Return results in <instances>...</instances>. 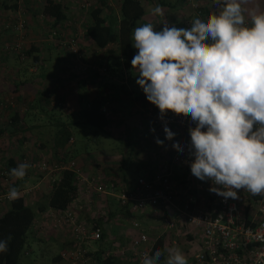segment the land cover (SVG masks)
Wrapping results in <instances>:
<instances>
[{"label":"crops","instance_id":"0c3cea01","mask_svg":"<svg viewBox=\"0 0 264 264\" xmlns=\"http://www.w3.org/2000/svg\"><path fill=\"white\" fill-rule=\"evenodd\" d=\"M58 1H60L64 6L63 11L65 13V18L57 24V30L64 32L63 36L65 37L74 33L77 36V41L82 46L83 51L81 50V52L83 53V56H87V46L89 39L83 32V24L87 19V9L84 6H87L94 0ZM193 1H197L201 4L205 2L206 5L213 2V0ZM42 2L43 0H0V43H4L11 38L14 39L17 34L23 45L28 47L31 45L34 46V49L36 48V52L32 51L28 56L14 55L13 57L31 61V55L33 52L37 53L40 58V60L37 62L43 68V71L36 74L34 78L29 79L28 82L25 81V79L21 80L19 78L21 71H18V67H16V72L14 75L10 74V72H1V97H7V95L10 94L9 90H11V93L14 94V97L17 100L13 104L19 110L18 116L21 118L19 121L24 124L23 121L25 118H23V113L21 111H25L27 107H30V104L33 102L35 96H37V94L40 95L38 92H43L42 90H45L46 92H50L52 95L56 92V90L59 91L63 90L64 88L67 91L66 95H68V89H70V91H74V93H72V97L74 96V98L68 104L66 110L60 111L61 119H59L60 122L57 124L65 126L70 130H73L76 127L78 130L82 129L83 136L87 135V133L91 134V130L86 128L85 125L82 126L79 122V104L77 103L75 96L77 93L80 94L83 101L84 97L89 98L91 96H99L103 98V107L107 111V124L105 125L102 132L111 138H117V133H120V135H122L120 142L122 143L123 148L121 151L112 147L104 149L103 151L101 149H97L95 152L83 151L82 154L77 155L76 159L78 166L83 162L84 165H87V171L84 173L82 172V168L79 170L83 174L94 173L95 175L103 178L105 182L111 181L113 183L112 190L119 191L130 189L135 181L136 176L150 171H159L162 167L169 166L170 158L175 150L172 145L182 138L190 127L186 124L153 123L150 120V117L144 114L143 106L125 96V93L121 88L130 91L140 90L141 88L136 83L138 76L135 71L133 69L132 71L125 70L122 65L121 58L116 52L109 60L111 65L110 68L104 73H100V75H94L92 73L86 75L84 73L80 76H75L73 73H71L68 65L70 63L71 66L72 56L69 55L60 45L56 36H51L48 33L47 29L49 28L50 24L47 23V28L44 26V21H50V18L46 17L44 20L42 19V16L40 15V6ZM106 3L107 7L103 8V12L106 14L117 15L118 0H106ZM141 3L144 7V12L140 17L137 18L134 29L145 23H152L154 25V29L157 31L161 30L165 24L168 26L181 24L182 19L186 15L185 12L189 10V5L186 3V0H141ZM217 3V5H222L221 0H217ZM82 4L85 5L82 6ZM157 4H159L163 9L164 15L162 17H154L150 13V9ZM20 5L24 7V9H20L22 12L19 11ZM245 7H258L260 10L264 11V0H249ZM18 17H24L26 24L25 26L20 28L18 27L16 29V18ZM245 17H247L246 13ZM83 48H85L86 52H84ZM137 51L138 50L134 48V55L137 54ZM12 55L13 54H1L0 59L3 63L1 68L6 67L9 63H11L10 56ZM60 63L62 64L63 68H66L65 73H63V69H59ZM47 65L55 66L51 70L53 73H51L50 70L44 69ZM3 70H6V68H3ZM69 83L71 84L70 86ZM62 84L64 85L63 87ZM68 86L71 88H68ZM49 104L51 105V102H49ZM6 120L7 113L1 112L0 125ZM30 125L33 126L34 123ZM165 126L168 127L170 131L175 133L172 140L165 139V133L163 131ZM0 137L1 141L3 142V144L0 145V148L5 152V154L2 155L5 157L11 156L15 162V167L23 164V157L35 160L37 158L45 159L46 157L43 155H46L48 158L50 156H55L54 159H56L57 162H54L53 164H50L52 163L51 161L46 162H48L50 166L55 165L57 170L63 167V165H59V160H57L58 155L62 156L63 154L61 153L72 147L74 141L73 134H71L68 141L65 143L64 148L60 146L54 148L52 139L51 144H49L45 139H40L35 140V146H37V150L34 151L33 154H7L6 149L9 147V143L17 142L18 135H13L12 138L9 139V137H7L4 132L0 131ZM2 139H4V141ZM26 139L27 138H24V140ZM157 139L163 141V144L158 145L156 143ZM42 142L45 144V146L48 145L49 149L54 153L41 154L42 150L40 148L42 146ZM126 148L130 149L128 152L130 159L132 158V155L135 154H138L139 158L141 159V161H138L137 163L131 161L129 164L131 165V173L124 168V165H122L124 155L126 154ZM66 155L67 154H65V157ZM46 160L48 159L46 158ZM170 170L171 178L174 180H180L182 178L188 177L190 179L193 178V181H196V177L191 174L189 167L183 168L178 164H172L170 166ZM52 171L47 172L37 168L27 169V173L22 180L25 183L30 181L32 182L31 190L29 191H32L33 195H28V193L24 192L23 195L25 202L33 203L36 206L38 201H42L43 195L41 191H44L47 189V187L49 188V186H51L49 179L52 180V178H54L59 172H55V170ZM139 171H142V173H138ZM20 192H23V190L21 189ZM204 193L205 192H203V194ZM247 194V191L242 189L238 190L239 199H235V201L237 204L243 207L245 212H253L255 205L248 201ZM181 201L182 200L179 198L176 199L177 204H180ZM99 202V206H102L105 203L101 199H99ZM5 203L6 201L1 200L0 208H5ZM71 203L77 204L78 201L75 199ZM84 208H87V206ZM151 208L152 206L147 205L144 212H132L127 208V211L129 212L127 217H122L121 219V217L119 218L117 215H114L112 220L105 222L104 228L107 234L106 238L110 240L111 246L109 249H105L104 251H114L116 248L117 250L119 248H124L123 252H126L132 247V244H130V237H132L130 233L133 234V231L129 230V228L131 221L135 219L138 221L139 229L146 232L149 237L147 242H142L135 247L137 251L146 250L148 255H151L150 250L153 242L157 237H161L163 250L169 247H178L188 260V258L197 249L200 237L199 229L190 228L185 232L184 236L181 235L176 237L175 243L173 244L171 243V240L174 237V231L172 229H168L165 222L162 220V217L166 213L153 212ZM97 209L98 208H96V210ZM43 211L36 212L34 216L35 220H43ZM93 211L94 209H90V212ZM45 224L46 228L44 231L38 229V223L37 225L31 227L29 231L26 247L23 252L24 256H29L27 260L28 264H39V258L48 252L50 245L54 242L56 245H67L69 234L65 229L60 228L56 231L49 230V224L47 222ZM30 255L32 256V260ZM117 256L118 254H115V257L117 258L116 262L122 264L125 263V261L126 263H130L134 261L136 257L132 256L130 252H126V257H123L126 258L124 260L118 258ZM51 258L52 256L49 259L53 261ZM163 259L164 256H162L161 262Z\"/></svg>","mask_w":264,"mask_h":264},{"label":"clouds","instance_id":"9594fccd","mask_svg":"<svg viewBox=\"0 0 264 264\" xmlns=\"http://www.w3.org/2000/svg\"><path fill=\"white\" fill-rule=\"evenodd\" d=\"M221 2L217 13L206 18L197 13L186 29L165 24L157 31L152 23L136 27L132 47L138 51L131 67L147 101L161 115L170 111L195 122L189 128L193 176L221 186L223 191H209L225 199H239L241 189L264 196V11L245 7L249 0ZM150 13L164 15L159 4ZM163 131L165 139H173L168 127ZM172 146L183 151L179 143ZM28 167L20 164L10 175L22 180ZM7 195L15 201L20 193L13 186ZM11 239L0 240V253L8 251ZM141 264L188 261L178 247H169L145 254ZM256 264H264V253Z\"/></svg>","mask_w":264,"mask_h":264},{"label":"trees","instance_id":"16d2710c","mask_svg":"<svg viewBox=\"0 0 264 264\" xmlns=\"http://www.w3.org/2000/svg\"><path fill=\"white\" fill-rule=\"evenodd\" d=\"M186 3H188L189 5V0H186ZM197 3V9L202 13V18H206L209 14H212L210 8L214 9L218 4H213V2L207 5L205 4V2H203V4L199 2ZM83 5L85 4H82V6ZM84 7L87 8V19L83 24V32L89 39L87 46V54L89 55V59L86 64H94L98 67L103 66L105 67L106 71L111 66L109 61L110 58L116 52L121 58V62L124 69L132 71L131 60L134 56V48L132 47V33L137 18L140 17L144 12V7L141 3V0H118L117 15L106 14L103 12V8L107 7L106 0H94L92 3L88 4L87 6L85 5ZM63 9L64 6L58 0H43L40 6V15L42 16L43 20L46 17L50 18V21H44V26L47 28V23L50 24L49 28L47 29L48 33L50 34V31L53 30L54 33L52 34V36H56L59 40L60 45L66 50L69 55L72 56L71 66L70 63L68 65L70 72L73 73L75 76H80L84 72H82L83 70L78 67L76 69V60L77 58H81V56L83 57V53L80 52V55L77 56L75 52L70 49L69 42L70 38L74 39L75 42H78L77 36L72 33L69 36L63 38L64 34H59L58 31L60 30H57V24L65 18V13ZM190 10L191 8L189 5V10L185 12V17L190 16ZM16 20L18 22V18H16ZM22 20L23 22L20 27H23L26 24L24 17H22ZM172 26L186 29L183 24V19L181 21V24H174ZM15 28L17 29L18 27ZM32 51L36 52V48L34 49V46L32 45L29 47L23 45L17 34L14 39L11 38L10 40H7L4 43H0V56L4 53L6 55L13 54L18 56H28ZM39 60L40 58L38 54L33 52V54L31 55V61H29L36 66L37 64H39L37 62ZM59 69H63V73L66 72V68H63L61 63ZM89 73H92L94 75H100L98 71H96L95 69H91L90 66L85 69V74L87 75ZM70 85L71 84L69 83V86ZM63 86L64 85L62 84V87ZM69 86L68 88H71ZM121 89L125 93V96H127L133 101H136L139 105L143 106V108L150 103L147 101L142 89L135 91H130L124 88ZM68 90V95H66L67 91L64 88L63 90H56V92L52 95L50 92L42 90L43 92H38L40 95L37 94V96H35L33 102L30 104V107L35 108V105H40V108H42L43 106L51 110L56 108L57 112L60 114V111L66 110L68 104L74 98V96L72 97V93H74V91L72 92L70 91V89ZM75 98L77 103L79 104V122L85 126L92 127V133L96 131L102 132L104 130L105 125L107 124V116L101 110V107L104 106L103 98L99 96H91L89 98L84 97L83 101L81 99V95L78 93ZM13 99L14 100L8 97L4 98L0 95V114L1 112L7 113V120L0 125V131L4 132L6 136L9 137V139L12 138L13 135L20 134L19 132H24L27 127H29L28 125L22 124L19 121L21 119L18 116L19 110L13 104L17 100L15 97H13ZM49 102H51V105L49 104ZM151 105L153 106L154 112L158 111V108L156 106H154L153 104ZM30 107H27L25 111H21L23 113V118H25V112L30 109ZM59 122L60 121L58 120L57 123ZM57 123L55 124L57 129L52 135L53 147L57 148L60 146L64 148L65 143L68 141L70 135L73 134L72 132L74 131V129L70 130L65 126L58 125ZM24 138L25 136L23 135L20 136L19 139L22 140ZM41 145V147H43V145L45 144L42 142ZM65 152L66 151H63V153H61L63 154L62 156L58 155L57 159L59 160V165H63L64 167L58 169V174L52 181H49L51 186H49V188L47 187L48 190L46 189L44 191H41L43 195L42 201H38L35 206V204L33 203L25 202L24 195L20 192V187L23 183V180H15L10 175V170L12 168H15V162L11 156L5 157L4 155H2L5 154V152L1 151L0 148V171L1 167L7 171V181L0 182L1 184L4 183L2 191H4L5 189L9 190L11 187L14 186L20 193L19 198L15 201H10L8 198L1 199L6 201V203L5 208H0V240H5L9 235H11L12 239L9 241L8 251L5 253H0V264H21L20 258L26 247L27 237L31 227L37 225L38 223V229L44 231V229L46 228V222L49 224V230L53 229L50 228V225L53 222V224L55 226H58L59 229L62 228L68 232L69 238L67 245L62 246V244H57L58 251H56V253L51 258L55 262L60 261L61 264H67L68 261L61 256V252L63 250H68L74 247L72 244V236L70 235L69 229L64 225V223L62 224L60 222L57 223V221L55 220L53 221L51 216H48L47 213L50 212L52 213V215H54L56 219H59L61 212L65 208H72L71 205L73 203L71 202L75 199H77V201L81 204L79 208H77L76 206L74 208L77 217L89 223L91 228L97 230L98 232L97 238L91 240L89 243H82V246L84 248H87L86 254H89L91 257L90 259H92L91 261L82 264H111L113 262H116L117 258L113 253H108L102 257L103 251L105 249H109L111 246L110 240L106 238L107 234L104 228V223L112 220V217L114 215H117L119 218L121 217V219L122 217H127L129 214V212L127 211L128 207L125 204H118L114 196L107 193L99 197L102 201L105 202L102 206H99L100 202L96 203L98 195L95 192H91V196H89L90 202L86 201V197L82 194L84 183L82 181H79L75 177V171L72 168L65 167L66 163L69 160H74L72 157L66 158ZM54 157H47L48 160L46 161H51L52 163L50 164L57 162ZM23 158V163L28 164V160L31 161V159L27 157ZM39 160L44 159L39 158ZM39 160L37 158L34 161ZM74 162L75 166L79 170L80 165L78 166L77 160H74ZM28 168L35 169L30 165ZM87 175L91 176L95 174L88 173ZM94 203L95 205H98L99 208L97 210H94L93 213L90 212V209H93L92 205ZM74 205H76V203H74ZM86 206L87 208H84ZM37 211H43L42 221L37 218V220H35L34 216ZM157 249L163 251L161 237H157L153 242L150 254L155 252ZM24 262L25 264H28L27 261L24 260Z\"/></svg>","mask_w":264,"mask_h":264},{"label":"built area","instance_id":"2783aa9c","mask_svg":"<svg viewBox=\"0 0 264 264\" xmlns=\"http://www.w3.org/2000/svg\"><path fill=\"white\" fill-rule=\"evenodd\" d=\"M189 5L190 16L183 18L186 28L191 26V21L197 13L200 16L202 14L197 9V1L189 0ZM221 7L222 5H217L214 9H210L212 13H217ZM22 22L23 20L18 18L15 27H20ZM245 23H249L248 17H245ZM53 33L51 30L50 34ZM69 42L70 49L79 56L80 51L76 49L74 39L70 38ZM88 66L99 73L105 72L103 66L98 67L87 63L83 67L86 69ZM101 110L107 115L104 107H101ZM143 112L150 117L153 123L186 124L190 128L195 127V122L191 121L190 117L176 115L170 111L161 115L159 111H153L151 104H147L143 108ZM176 143H179L183 151L174 150L169 166L162 167L159 171H150L136 176L132 187L128 190L113 191L111 181L105 182L98 175L83 174L75 166L74 160H69L65 167L72 168L75 171V177L84 183L82 194L88 202H90L91 192H95L98 198L107 193L114 196L118 204H125L132 212H144L146 206L150 205L153 212L166 213L162 220L168 229L174 231V237L171 240L173 244L176 237L184 236L190 228L199 229V243L196 251L188 258V264H256L258 256L264 253V196L253 197L248 193V201L255 206L253 212H245L235 200L225 199L209 191L211 187H218L223 191L221 186L213 185L211 181H201L196 178L194 182L193 178L188 177L180 180L172 179L170 170L172 164L190 169V163L194 159L190 155L189 129ZM28 161L31 167L39 170L50 172L56 169L55 165L50 166L45 160ZM0 173L7 180V171L1 167ZM8 192L9 190L5 189L1 193L0 199H7ZM203 192L205 193L203 194ZM178 198L182 200L180 204L176 203ZM71 206L72 208L67 207L61 212L59 219H56L50 212L47 215L57 223H64L72 236L74 247L61 252V256L68 261L67 264L87 263L92 259L89 254H86L87 248H84L82 243H89L97 238L98 232L92 229L89 223L77 217L74 208L81 206L79 202L76 205L73 203ZM129 230L133 231V234L130 233L132 247L126 252H130L132 256L136 257L134 261L130 263L125 261L123 264H141L143 256L148 253L146 250L137 251L135 247L142 242H147L149 237L146 232L139 229L138 221L135 219L131 221ZM123 249L103 251L102 257L113 253L118 254L117 257L124 260L126 252H123Z\"/></svg>","mask_w":264,"mask_h":264},{"label":"rangeland","instance_id":"374dc122","mask_svg":"<svg viewBox=\"0 0 264 264\" xmlns=\"http://www.w3.org/2000/svg\"><path fill=\"white\" fill-rule=\"evenodd\" d=\"M85 3V2H84ZM81 6V5H80ZM24 9L23 6L20 5L19 7V11L22 12V10L20 9ZM87 9V8H86ZM19 18V17H18ZM22 19V17H21ZM50 31V30H49ZM59 34L63 33L61 30L58 31ZM52 36V34H50ZM54 36V35H53ZM65 37V36H64ZM76 49L78 51L81 52L82 50V46L79 44V42H76ZM84 52H86L85 48ZM83 51V50H82ZM88 52V50H87ZM14 55L10 56L11 60L6 67V70H3V68H1V66L3 65V63L1 62L0 59V90H1V72H10V74H15V69L16 67H18V71H21V73L19 74V78L21 80L25 79V81L28 82L29 79H32L35 77L36 74H38L39 72L43 71V68L37 64L36 66H34L29 60H24L21 58H17V57H13ZM26 59V58H25ZM89 56H83L81 58H77L76 60V69L77 67H79L81 70H83L82 72L85 73V64L88 61ZM50 64V63H49ZM59 66V65H58ZM55 66L54 65H47L46 68H44L45 70H50L51 73H53V71H51ZM83 68V69H82ZM58 70V67H57ZM82 73V74H84ZM31 90V89H30ZM10 94L7 95L8 98L13 99L14 94L11 93V90H9ZM1 95V93H0ZM1 105V104H0ZM0 118H1V114H0ZM61 119L60 118V114L57 112V109H48L45 106H43L42 108H40V105H35V108L31 107L30 109H28L25 112V120L23 121L25 125H28L29 127H27L26 131L24 132H19L20 134H18V141L17 142H11L9 143V147L6 149L7 154H33L34 151H36V147L35 146V140H40V139H45L47 140V142L49 144H51V139H53V134L54 131L57 129L56 128V123L57 121ZM33 126H31L30 124H33ZM83 126V124H81ZM86 128H89L90 130H92V127L86 126ZM75 130L72 132L73 133V137H74V141H73V146L70 147L65 154L66 158L72 157L75 160H77V155L82 154L83 151H87V152H95L97 149H101L102 151L104 149L107 148H117V150H122L123 146L122 143L120 142V139L122 137V135H120V133H117V138H111L109 136H106L105 133L101 132V131H96L94 133H87V135L83 136V132L82 129L78 130V128H74ZM25 136V138H27L26 140L22 139L20 140V136ZM31 137V138H29ZM4 141V139H2ZM23 140H24V144H23ZM3 144V142L1 141V137H0V145ZM24 145V146H23ZM3 146V145H2ZM42 150L41 154H53L54 152H52L49 149L48 145H43V147L40 148ZM126 154L124 155V160H123V164L124 168L127 169L128 171H130V173L132 172V170L130 169L131 165H129L132 162L137 163L138 161H141V159L139 158L138 154L132 155V158L130 159V157L128 156V152L130 151L129 148H126ZM3 151V150H1ZM51 151V152H50ZM63 153V152H62ZM123 154V153H120ZM44 157L47 158L46 155H43ZM116 156V155H115ZM134 156V157H133ZM46 158L44 159L46 161ZM116 158V157H115ZM41 159V158H40ZM39 160V159H38ZM1 164V163H0ZM80 168L83 169L82 172L86 173L87 169V165H84V162L82 164H79ZM57 171V169H55V172ZM44 172V171H42ZM54 172V171H52ZM138 173H142V171H139ZM134 174V173H133ZM2 178V180H1ZM6 182L7 180L4 179V176L0 174V182ZM49 181H51L49 179ZM31 181L30 182H23L21 184L20 190L22 189L23 193H28V195H33V192L29 191L31 190ZM4 184V183H3ZM3 184L0 183V196L1 193L3 192ZM99 199L97 198V202ZM1 201V199H0ZM92 208L94 210H96V208H99L98 205H95V203L92 205ZM94 213V212H93ZM50 228L54 231L59 230L58 226H55L53 224V222L50 225ZM57 245L55 244V242L53 244L50 245V248L48 249V252L44 255L41 256L39 259V264H61L60 261L58 262H53L51 261L49 258L51 256H53L56 251H57ZM29 258V256H24L23 254L21 255L20 258V262L21 264H25L24 260L27 261ZM30 258L32 260V256L30 255ZM32 263V262H31Z\"/></svg>","mask_w":264,"mask_h":264}]
</instances>
